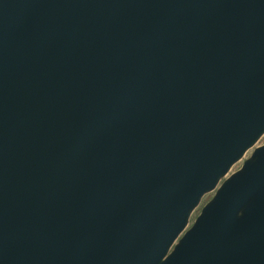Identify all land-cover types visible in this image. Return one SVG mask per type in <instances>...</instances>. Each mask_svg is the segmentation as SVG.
Wrapping results in <instances>:
<instances>
[{
  "label": "water",
  "instance_id": "95a60500",
  "mask_svg": "<svg viewBox=\"0 0 264 264\" xmlns=\"http://www.w3.org/2000/svg\"><path fill=\"white\" fill-rule=\"evenodd\" d=\"M263 133L264 0H0V264H264Z\"/></svg>",
  "mask_w": 264,
  "mask_h": 264
},
{
  "label": "rangeland",
  "instance_id": "374dc122",
  "mask_svg": "<svg viewBox=\"0 0 264 264\" xmlns=\"http://www.w3.org/2000/svg\"><path fill=\"white\" fill-rule=\"evenodd\" d=\"M262 145H264V133L259 137V139L255 142V144L243 154V156L240 158V160L237 161L235 164H233L230 167L229 171L219 180V183H218L217 187H219L222 184V182L224 180H226L228 177H230L233 173L238 171L241 168V166L244 163V161H246V160H248L250 158V156L253 153V151L256 148H258V147H260ZM216 190L217 189H215L213 191H210V192H208V193L203 195V197L200 199V201H199L198 205L196 206V208L191 212V214L189 216L188 223H187V227L185 228L184 232L186 230H188L192 226V224L194 223L195 219L200 214L202 208L205 206V204H207L212 199V197L214 196ZM182 234H181V236H182ZM177 242L178 241H176V243Z\"/></svg>",
  "mask_w": 264,
  "mask_h": 264
}]
</instances>
